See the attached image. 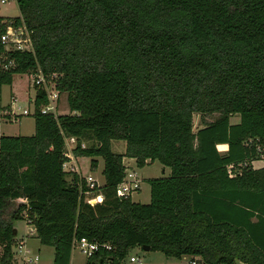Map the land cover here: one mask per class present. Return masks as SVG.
<instances>
[{"label": "trees", "instance_id": "16d2710c", "mask_svg": "<svg viewBox=\"0 0 264 264\" xmlns=\"http://www.w3.org/2000/svg\"><path fill=\"white\" fill-rule=\"evenodd\" d=\"M16 2L18 16L0 15V91L16 72L56 73L57 108L63 93L67 110L40 112L47 97L35 86L33 134H0V264L12 259L23 211L55 264L70 263L73 238L112 245L85 264H123L134 245L264 264V0ZM8 25H24L32 49L6 50ZM195 113L216 116L194 130ZM64 135L91 168L102 157L100 202L85 201L76 172L66 179ZM112 139L125 141L123 152ZM123 156L170 168L147 178L148 202L116 192ZM257 157L259 168L250 164Z\"/></svg>", "mask_w": 264, "mask_h": 264}, {"label": "rangeland", "instance_id": "374dc122", "mask_svg": "<svg viewBox=\"0 0 264 264\" xmlns=\"http://www.w3.org/2000/svg\"><path fill=\"white\" fill-rule=\"evenodd\" d=\"M0 15L7 19L19 15V9L17 6L16 0H7L0 1ZM37 72V71H36ZM34 73L32 75L28 72H16L13 74L12 81L9 84H3L0 91V134L8 135H30L34 132V118L31 114L25 115H9L6 116L7 110H10L11 106L19 113L22 108L32 107L31 101L29 98H32L35 94V84ZM61 102L59 110L56 109L57 113L67 110L66 106V96L61 93ZM57 99V104H58ZM7 104L9 106H7ZM11 105V106H10ZM216 114H206L201 116L199 113H195L193 117L194 128L201 125L203 119L206 121L215 117ZM239 114L234 113L230 116V122H238ZM83 141L85 145L92 143V138H84ZM125 147V141L123 139H112L111 140V149L114 152H122ZM74 157L77 162V167L83 175L92 174L99 183L104 182V176L101 172L103 167V159L101 156H97V165L94 168H91L90 161L91 156L87 155H75ZM123 164L128 170H134L137 172V175L140 177V188L139 192H133L131 197L133 200H139V202H148L149 201V184L147 182V176H163L166 175L169 167L163 165L158 159L149 161L143 166H138L133 159L125 157ZM251 164V162H250ZM252 165V164H251ZM255 165V163H254ZM165 171L163 173V167ZM253 166V165H252ZM73 172H68L66 174V179L70 180ZM16 201H11L5 209V213L8 214L10 211L15 208ZM26 211L22 212L23 217L13 220V227L16 228V234L14 235V240L12 243V252L13 256L9 264H55L52 260L53 246L48 244L40 243L39 239L36 236L34 225L28 220L25 216ZM23 241L24 244L20 242ZM2 253V244L0 243V255ZM37 254V260H34V256ZM135 255L138 261H130L129 256ZM28 258H31L32 261L28 262ZM86 257L82 254L76 247H73L71 250V260L69 264H85ZM190 255L183 254L179 257L166 255L161 250L155 249H143L139 245L132 246L127 255L125 256V264H188L190 261ZM196 264H208L201 260L200 257H194ZM224 264V263H223ZM235 264H244L241 261H237Z\"/></svg>", "mask_w": 264, "mask_h": 264}, {"label": "built area", "instance_id": "2783aa9c", "mask_svg": "<svg viewBox=\"0 0 264 264\" xmlns=\"http://www.w3.org/2000/svg\"><path fill=\"white\" fill-rule=\"evenodd\" d=\"M2 2L7 0H0ZM1 41L4 43V47L6 50L9 49H32L31 38L29 36V31L26 30L24 25H8L7 29L4 33L1 34ZM13 61L8 59L7 62L3 63V67L7 68L9 65H12ZM56 73H51L49 76L44 74L40 69L37 70L34 74L33 83L35 86H42L47 97V102L41 104L39 106V110L42 113H51L53 115H57V99H58V89L56 87L55 82ZM34 100L35 94L32 98H29V101L32 103V107L22 108L19 113L14 111L12 107L10 110H7L6 116L11 115H20L25 114L29 115L34 111ZM1 120V114H0ZM76 137L74 135H64V149L63 156L64 160L62 162V169L64 171L76 172L80 177L85 180V187L79 182V192L84 194L85 201L90 204H94L96 202H100L103 199V194L99 190L101 183L97 181V179L92 175H83L80 171L79 167H77V162L74 157L73 147L76 145ZM82 147L85 146V142L82 140L80 142ZM77 164V165H76ZM140 187V179L135 171L128 170L125 168V174L121 181L118 182L116 186V192L121 195H131L133 192L137 191ZM22 244V242H20ZM76 247L86 258L94 255L96 251L100 249V247H104L106 249H111L112 245L110 243H100L95 240H88L86 238H73L72 240V248ZM37 254L34 256V260H37ZM28 262L32 261L31 258L27 259ZM124 259H122V263H124ZM130 261H138L139 259L135 255L129 256ZM95 264H116L110 257L99 258L96 260ZM189 264H196L195 259H191Z\"/></svg>", "mask_w": 264, "mask_h": 264}, {"label": "crops", "instance_id": "0c3cea01", "mask_svg": "<svg viewBox=\"0 0 264 264\" xmlns=\"http://www.w3.org/2000/svg\"><path fill=\"white\" fill-rule=\"evenodd\" d=\"M7 106H9L8 104H7ZM11 106V105H10ZM12 107V106H11ZM197 128V127H196ZM196 128H194V130H196ZM219 148L221 149V150H224L225 149V144H220L219 145ZM124 151V150H123ZM122 151V152H123ZM125 157H128V156H123V158H122V161L124 160V158ZM131 160L133 159V161H135V159L133 158V157H129ZM254 163H255V165H254ZM251 164L253 165V167H255V168H259V167H261V166H263V160L261 159V158H255V159H253V160H251ZM165 166L163 167V173H164V171H165ZM129 169V168H128ZM132 171H134L133 169H132ZM137 173V172H136ZM167 174L166 175H169L170 174V168H169V170L166 172ZM166 175H163V176H166ZM139 177V176H138ZM149 177H152V176H147V178H149ZM146 178V179H147ZM139 179H140V177H139ZM141 180V179H140ZM141 190V188L139 187L138 189H137V191H135V193L136 192H139ZM149 190H150V188H149ZM132 195V194H131ZM132 198V197H131ZM149 198H150V192H149ZM133 200V199H132ZM134 201H137V200H134ZM139 201V200H138ZM22 242V244H24V242L23 241H21ZM194 257H199V256H194ZM194 259V258H193ZM70 260H71V257H70ZM189 260H191V259H189ZM188 264H189V261H188Z\"/></svg>", "mask_w": 264, "mask_h": 264}, {"label": "water", "instance_id": "95a60500", "mask_svg": "<svg viewBox=\"0 0 264 264\" xmlns=\"http://www.w3.org/2000/svg\"><path fill=\"white\" fill-rule=\"evenodd\" d=\"M13 233L16 234V228L13 227ZM143 249H149V245H143L142 246Z\"/></svg>", "mask_w": 264, "mask_h": 264}]
</instances>
